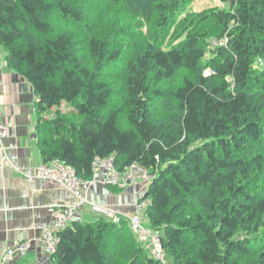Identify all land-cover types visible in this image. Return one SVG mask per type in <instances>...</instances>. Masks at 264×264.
Wrapping results in <instances>:
<instances>
[{"label": "trees", "instance_id": "trees-1", "mask_svg": "<svg viewBox=\"0 0 264 264\" xmlns=\"http://www.w3.org/2000/svg\"><path fill=\"white\" fill-rule=\"evenodd\" d=\"M189 1H159L158 24L167 31L175 26ZM224 1L231 9L212 15L219 25L214 37L228 39L227 46L214 50L215 72L204 76L200 66L213 33L199 29V21L209 18L201 13L188 26H177L174 37L180 41L172 47L148 41L129 57L124 105L103 114L100 108L114 90L101 73L119 50L111 51L102 37H90L89 67L76 55L72 35L53 25L59 12L88 27L81 8L64 0H0V46L7 50L8 65L37 94V109L67 103L78 113L77 121L58 111L39 118L43 161L61 159L82 180L94 177L99 158L113 159L122 175L132 165L147 171L148 187L138 201L148 203L143 221L161 233L166 264H243L256 236L264 237V196L254 188L264 173V154L250 149L264 135V65L260 72L253 68L256 58L264 64V0ZM179 68L200 76L184 79L176 90L157 87ZM152 97L176 101L167 120L153 118ZM122 115L129 126L121 125ZM120 224L103 216L73 221L59 232L54 254L44 264H162L147 245L128 260L120 258L107 245L112 231L124 232Z\"/></svg>", "mask_w": 264, "mask_h": 264}, {"label": "rangeland", "instance_id": "rangeland-1", "mask_svg": "<svg viewBox=\"0 0 264 264\" xmlns=\"http://www.w3.org/2000/svg\"><path fill=\"white\" fill-rule=\"evenodd\" d=\"M64 1L69 2L72 6L81 8L83 14L82 18H84L85 22H88L85 24L90 25L88 27H83L82 22L77 23L72 18H62L59 12L53 16V25L54 28H56V31L65 30L72 35L76 43L75 53L79 58L83 59L85 64L89 67L92 66L88 56L89 53L87 43V40L92 36L97 35L106 39L111 44V51L116 48L120 52L117 60L112 61L111 63H106L102 69V79L106 80L114 90L113 94L109 98L108 105L100 108V111L103 114H107L111 110L124 105L125 77L127 75L126 64L129 57L136 53L148 41H153L159 47L164 49L172 47L176 42L180 41L179 38L174 37L175 29L177 26L182 27L183 24L188 26L189 24L187 23L191 20V17L197 15L199 16L201 13H208L209 18H207V20H204L203 22L199 21V29L213 32L210 37H207L210 45L200 65L204 76H208L210 73L215 72L213 67L210 65L211 60L217 57L214 54V50L217 47L224 48V46L228 45V39L226 37H223V41L214 37V34H216L219 29V25L212 19V15L215 11L222 9L229 11L231 9L230 3L224 0H190L185 6V9L178 14L177 20H179V22L175 26L172 25L168 31L162 28L157 22L159 19L160 9L156 7V4L162 0ZM163 3H166V1H163ZM184 20L186 21L183 22ZM193 27H195V25L190 26V28ZM185 36L186 33H184L181 38H185ZM263 65L262 60L260 58H256L253 68L255 71L260 72ZM175 73L176 74L172 79L162 80L157 87L159 89H164L165 91L176 90L178 86L183 84L184 79L189 78L190 80L197 81L200 76L197 72H190L183 68L176 69ZM150 105L153 118L162 121L167 120L171 113L176 110L177 103L172 97H152ZM35 108H37V106ZM53 108H55V113L58 111V113L62 116L67 115L72 120L77 121L76 119L78 113L71 104L65 103L60 107ZM120 122L123 127L129 126L125 115L120 117ZM250 149L254 153H259V151H261L264 154V135L258 143H250ZM36 168L38 167L36 166L32 171L24 174L27 182L30 184H33L37 180L44 181L40 178L34 177L33 172ZM140 177L141 176H139L138 179H140ZM259 177L260 179L255 182L254 188L259 196H264V173L260 174ZM99 182L103 183L101 181V177H95L93 183L89 184V189L91 190L93 188L92 186ZM50 184L54 183L51 182ZM144 186L145 185L142 181H136L121 188L116 185V187L123 190H128L132 187H139V195L141 194ZM85 196L86 195L77 198L72 195L73 201L61 204L65 206V208H67L66 206L68 205H74L81 211L83 204L82 200ZM137 200L138 198L135 200L133 214H131L129 218L137 211ZM93 209L97 212H100V209H104L107 212L127 216L125 211L112 205L93 204ZM122 230L124 231L123 233H119V231H112L107 245L116 248L117 254L120 258L128 260V258L137 252V249H145V244L140 241L138 235L131 229L129 224L124 226ZM42 232L43 229L41 230L40 236H42ZM251 246V252L248 256H246L245 260H243V264H260V259L263 257L264 252V237L261 233L256 236ZM29 250H33V246ZM39 254L42 257L41 264H44V262L48 259L47 255L44 252L43 255H45V257L41 254V252H39ZM167 260L168 259L166 257V263Z\"/></svg>", "mask_w": 264, "mask_h": 264}, {"label": "crops", "instance_id": "crops-1", "mask_svg": "<svg viewBox=\"0 0 264 264\" xmlns=\"http://www.w3.org/2000/svg\"><path fill=\"white\" fill-rule=\"evenodd\" d=\"M7 50L0 46V119L6 135L0 139V264H40L41 230L52 222L50 208L73 201L69 190L41 180L27 182L25 173L44 163L38 140L39 118L54 117L55 108L40 112L35 108L38 96L32 86L6 61ZM84 195L77 220L94 221L100 216L113 218L93 209V204L112 205L126 212L119 228L126 226L133 214L139 187L123 190L106 183H97ZM83 195V196H84ZM88 198V199H87ZM116 224V223H115ZM30 242L26 250L12 260H5V250L21 242ZM38 251V252H37ZM45 257V255H43Z\"/></svg>", "mask_w": 264, "mask_h": 264}, {"label": "built area", "instance_id": "built-area-1", "mask_svg": "<svg viewBox=\"0 0 264 264\" xmlns=\"http://www.w3.org/2000/svg\"><path fill=\"white\" fill-rule=\"evenodd\" d=\"M6 135V126L1 122L0 119V138ZM35 169L34 177L40 178L45 182H52L55 185L70 190L73 196L79 198L89 189V184L93 183L94 178L101 177L103 183H108L114 186L124 187L136 181H142L144 188L148 187L150 175L139 167L138 165H132L128 171L122 175L116 170L113 159H97L93 165L94 177L91 180H85L78 177L76 171L71 166L66 164L64 161L58 158L51 159L50 162L41 163ZM142 173V174H141ZM140 179H138V177ZM137 211L132 217H130L131 229L136 232L139 239L147 245L148 249L153 257L161 261L162 264H166V255L164 249L161 246V233L158 230H154L150 226L146 225L143 221L142 212L147 207L146 201H136ZM63 206L62 204L52 206L50 208V214L52 216V222L43 228L42 236L39 238L42 251L51 257L54 254L56 245L60 236L59 232L65 227L69 226L73 221L77 220V215L80 212L76 206L68 205ZM99 213L108 214L113 218L115 223L121 222L125 215L114 214L107 212L104 209H100ZM123 216V217H122ZM31 247L30 242H21L13 247H8L5 250V260L10 261L16 255H22L23 252Z\"/></svg>", "mask_w": 264, "mask_h": 264}]
</instances>
